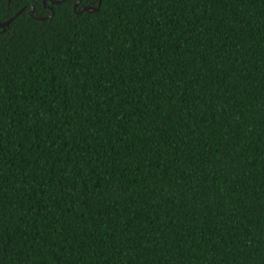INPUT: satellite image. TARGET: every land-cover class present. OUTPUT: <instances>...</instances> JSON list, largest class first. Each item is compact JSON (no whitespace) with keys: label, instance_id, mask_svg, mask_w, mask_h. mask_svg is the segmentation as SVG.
<instances>
[{"label":"trees","instance_id":"1","mask_svg":"<svg viewBox=\"0 0 264 264\" xmlns=\"http://www.w3.org/2000/svg\"><path fill=\"white\" fill-rule=\"evenodd\" d=\"M43 1L0 0V264H264V0Z\"/></svg>","mask_w":264,"mask_h":264},{"label":"water","instance_id":"2","mask_svg":"<svg viewBox=\"0 0 264 264\" xmlns=\"http://www.w3.org/2000/svg\"><path fill=\"white\" fill-rule=\"evenodd\" d=\"M64 1H66V0H61V1H58V2H52V4H60V3H62V2H64ZM81 1V0H80ZM101 1L102 0H100V3H99V5H98V7L97 8H85L83 11L84 12H88V13H94V12H96L97 10H98V8H99V6H100V4H101ZM43 3H44V5H45V7L46 8H48V6L46 5V1L44 0L43 1ZM79 4H80V2H78L75 6H74V10H76V8L79 6ZM23 12V10L22 11H20L16 16H18L20 13H22ZM13 19H11L10 21H8V22H6V23H3V24H0V29H5L6 27H8L9 25H10V23H11V21H12ZM40 21H44L45 19H43V18H41V19H39Z\"/></svg>","mask_w":264,"mask_h":264}]
</instances>
